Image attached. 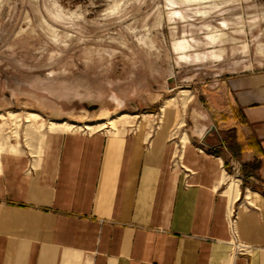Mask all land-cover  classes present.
<instances>
[{
  "label": "crops",
  "instance_id": "1",
  "mask_svg": "<svg viewBox=\"0 0 264 264\" xmlns=\"http://www.w3.org/2000/svg\"><path fill=\"white\" fill-rule=\"evenodd\" d=\"M226 91L216 131L176 130L168 110L156 129L59 124L39 153L2 151L0 264H264V81ZM228 129L239 158L219 141ZM230 210L247 255L229 253Z\"/></svg>",
  "mask_w": 264,
  "mask_h": 264
},
{
  "label": "rangeland",
  "instance_id": "2",
  "mask_svg": "<svg viewBox=\"0 0 264 264\" xmlns=\"http://www.w3.org/2000/svg\"><path fill=\"white\" fill-rule=\"evenodd\" d=\"M248 81H264V0H0V153H39L62 132L50 120L150 130L173 110L176 130L216 131L226 89ZM220 135L239 158L233 129Z\"/></svg>",
  "mask_w": 264,
  "mask_h": 264
},
{
  "label": "built area",
  "instance_id": "3",
  "mask_svg": "<svg viewBox=\"0 0 264 264\" xmlns=\"http://www.w3.org/2000/svg\"><path fill=\"white\" fill-rule=\"evenodd\" d=\"M232 166L234 169V175H240V166L241 163L238 160H232ZM227 224L230 233L229 245L230 251L229 253L232 255H247L252 250V246L243 242L240 239L239 231H238V216L235 210H230L227 215Z\"/></svg>",
  "mask_w": 264,
  "mask_h": 264
},
{
  "label": "bare ground",
  "instance_id": "4",
  "mask_svg": "<svg viewBox=\"0 0 264 264\" xmlns=\"http://www.w3.org/2000/svg\"><path fill=\"white\" fill-rule=\"evenodd\" d=\"M169 101L170 100H167V103H165L164 104V106L163 107H166L167 106V104L169 103ZM17 113V112H16ZM16 113H14V112H11L10 113V115H12V116H15V114ZM27 119H26V121H29L30 119L29 118H39L41 115L39 114V113H36V112H27ZM124 116H128L129 117V114H126V113H124V114H122V115H120V116H118L117 118H112L111 120H110V124H111V126L114 128V129H117V130H119V128H117V126H116V122L117 121H119V119H121V118H123ZM0 117H1V115H0ZM127 117V118H128ZM125 121V120H124ZM30 122V121H29ZM128 122V121H127ZM49 123H51L52 125H56V124H60V125H63V126H70V125H73L72 123H70V122H67V121H61V122H56V121H54V120H50L49 121ZM17 127V126H16ZM93 126L92 125H87L85 128H92ZM111 128V127H110ZM27 135V134H26ZM19 139V138H18ZM233 185H234V183H232L231 184V186H230V188L231 187H233Z\"/></svg>",
  "mask_w": 264,
  "mask_h": 264
}]
</instances>
